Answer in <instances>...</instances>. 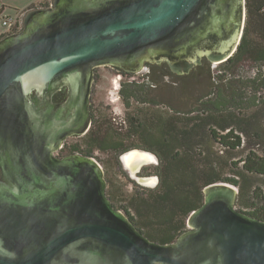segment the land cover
I'll list each match as a JSON object with an SVG mask.
<instances>
[{
  "label": "water",
  "instance_id": "obj_1",
  "mask_svg": "<svg viewBox=\"0 0 264 264\" xmlns=\"http://www.w3.org/2000/svg\"><path fill=\"white\" fill-rule=\"evenodd\" d=\"M245 7V0H53L0 37V264H264V220L237 207L235 185H208L189 228L160 243L113 204L93 157L54 154L92 123L96 67L135 72L168 60L183 71L203 55L224 62L240 44ZM63 86L68 102L54 115L50 101L32 96ZM135 149L158 156L138 147L120 153L141 184L150 176L143 166L132 175L124 164Z\"/></svg>",
  "mask_w": 264,
  "mask_h": 264
},
{
  "label": "trees",
  "instance_id": "obj_2",
  "mask_svg": "<svg viewBox=\"0 0 264 264\" xmlns=\"http://www.w3.org/2000/svg\"><path fill=\"white\" fill-rule=\"evenodd\" d=\"M245 1L248 17L240 44L221 62L210 91L199 94L194 108H163L153 92L164 85L173 94L182 81L210 71L213 59L203 55L183 71L168 60L150 61L148 82L131 81L121 90L126 108L132 109L126 113L127 127L101 116L93 118L85 133L81 151L86 155L93 156L96 149L119 154L138 146L160 158L155 166L159 183L147 194L136 192L127 199L114 186L107 190L113 204L152 241L174 242L186 230L190 213L203 204L205 188L215 182L235 185L237 207L264 220V0ZM247 61L260 66L244 76L241 68ZM176 75L179 80L163 81ZM137 103L148 104L151 112L139 114L143 108ZM217 144L221 149L211 148ZM71 148L77 152L80 144Z\"/></svg>",
  "mask_w": 264,
  "mask_h": 264
},
{
  "label": "rangeland",
  "instance_id": "obj_3",
  "mask_svg": "<svg viewBox=\"0 0 264 264\" xmlns=\"http://www.w3.org/2000/svg\"><path fill=\"white\" fill-rule=\"evenodd\" d=\"M40 3L44 4V6L46 5L45 8H47L48 4L49 6H51L53 0H45V1L42 0V2L41 0H0V33L3 31L5 33H10V32L13 33L20 31L24 25L25 14L28 11L37 9V7L32 8L31 7L32 5L34 7V5L36 4L41 5ZM245 5H246V1H245ZM29 6L31 7L30 9H28ZM245 8H246L245 22H246V18L248 17V12H247V7ZM17 10H20V12H17L16 14L21 15L22 21L16 27L6 30L5 25H3L2 22L3 17L7 16L9 13L13 15ZM244 28H245V24H244ZM147 64L148 62H145L143 64V68L135 72H127V73L121 72L120 70L117 69V67H113L108 64L100 65L95 68V78L93 82L92 95H91V100H92L91 127L93 124V118L94 117L100 118L101 116H106L108 119L111 118L114 124L123 126L124 127L123 129L127 127L126 113L131 111L132 109L126 108L121 96L122 95L121 90L122 89L126 90L127 89L126 85L131 81H138L140 83L148 82L146 75L149 72V68ZM219 65H221V62L212 61L210 65V71L208 72L203 71L201 74L199 73L196 79H193L190 82L187 80L182 81L178 89H174L173 94L170 88H165V86L162 85L164 89L157 91L158 95L155 92H153L152 97L159 100L162 104H165L164 106H161L163 108L168 109V107L169 108L171 107L172 110L175 109L176 111L177 110L189 111L190 109L195 107L196 101L198 100L199 97H201L202 94L206 95L210 91L211 83L214 80L213 75L220 71ZM259 66L260 65L257 66L255 62L247 61L245 64H243L241 68V74H243L244 76L251 75L253 74V71L255 72V70L259 68ZM262 68H264V66H262ZM166 80L176 81L179 79L178 76L176 75L164 79L163 81ZM163 84H166V82H164ZM137 105H139V103H137ZM139 107L143 108V111L139 112V114H141L142 112H146L149 114L151 112V109L149 108L148 104H144V105L141 104L139 105ZM84 136L85 133L83 135L80 134L77 136L68 137L67 141L64 143V149L58 150L57 151L58 154H64V152L67 151L70 152L72 150L71 148L72 144L73 145L80 144V150L77 152L81 155H86L84 154L83 151H81L84 148L83 147ZM137 147L138 146H134L132 148H137ZM211 148L219 150L221 149V146L217 144L215 146H212ZM92 157L95 159L96 162H98L101 165V167L105 171V175H106L105 178L107 180V190H108V185L110 187L114 186L113 189L120 192L121 195H123V198L128 199L133 193L136 192L147 194L148 189L150 188L155 189L159 183L158 180L156 186L154 187L144 186L137 183V181L131 177L128 170L121 164L120 153L116 154L114 151L111 150L105 151V150L96 149L94 150ZM159 162H160V158L158 157V161L156 163H149L147 165H144L141 170V175H146V176L154 175L159 177L155 172V166H157ZM188 228L189 227L187 225L186 230Z\"/></svg>",
  "mask_w": 264,
  "mask_h": 264
},
{
  "label": "flooded vegetation",
  "instance_id": "obj_4",
  "mask_svg": "<svg viewBox=\"0 0 264 264\" xmlns=\"http://www.w3.org/2000/svg\"><path fill=\"white\" fill-rule=\"evenodd\" d=\"M41 2H42V0H41ZM41 4V3H40ZM49 6V4L47 5V7ZM45 8L46 7V5L44 6V4H41V5H39V4H36V5H34V7H32V8ZM113 67H116V66H113ZM117 69L118 70H121L122 68L121 67H117ZM94 78H95V69H94ZM94 78H93V82H94ZM93 82H92V87H93ZM68 94H69V89H68V87H66V86H63V87H61L60 89H57V90H54L52 93H50V95L49 96H42V93L41 92H38L37 90L36 91H34V93H32V96L34 97V96H37V98H38V100H44V99H47L48 101H50V103H51V106H52V108H53V110H52V113H53V115H54V110H55V105H63V104H65V103H67L68 102ZM90 99H91V97H90ZM90 110L92 111V100H91V103H90ZM91 111H90V115H91ZM92 116V115H91ZM89 127H91V124L89 125ZM89 127H87V129L84 131V132H82L83 134L84 133H86L87 131H88V129H89ZM81 133H71V134H69V135H67L63 140H62V142L60 143V145H59V147H58V149H56L55 151H54V154L57 156V157H65V156H69V155H71V154H73V155H75V154H79L78 152H76V151H73V150H71L70 152H64V154H58V150H62V149H64V143L67 141V139H68V137H70V136H77V135H80ZM82 134V135H83ZM92 157V156H91ZM0 174H1V169H0Z\"/></svg>",
  "mask_w": 264,
  "mask_h": 264
},
{
  "label": "bare ground",
  "instance_id": "obj_5",
  "mask_svg": "<svg viewBox=\"0 0 264 264\" xmlns=\"http://www.w3.org/2000/svg\"><path fill=\"white\" fill-rule=\"evenodd\" d=\"M157 158L154 156L152 152L148 151H138V150H132L128 154L124 156V164L126 167L129 168L132 175H135V172L137 169H139L141 166L147 165L149 163H156ZM158 177L152 175L147 176L145 178L140 179V183L144 184L146 186H156L158 180Z\"/></svg>",
  "mask_w": 264,
  "mask_h": 264
},
{
  "label": "built area",
  "instance_id": "obj_6",
  "mask_svg": "<svg viewBox=\"0 0 264 264\" xmlns=\"http://www.w3.org/2000/svg\"><path fill=\"white\" fill-rule=\"evenodd\" d=\"M21 15L19 14H15V15H7L5 17H3L2 22L3 25H5V29L9 30L12 29L13 27H16L17 25H19V23L21 22Z\"/></svg>",
  "mask_w": 264,
  "mask_h": 264
},
{
  "label": "crops",
  "instance_id": "obj_7",
  "mask_svg": "<svg viewBox=\"0 0 264 264\" xmlns=\"http://www.w3.org/2000/svg\"><path fill=\"white\" fill-rule=\"evenodd\" d=\"M29 7H30V6H29ZM24 9H26V8H24ZM17 12H20V10L16 11L13 15H15ZM9 14H11V13H9ZM9 14H8V15H9ZM11 15H12V14H11ZM3 33H4V31L1 32L0 35H2Z\"/></svg>",
  "mask_w": 264,
  "mask_h": 264
}]
</instances>
